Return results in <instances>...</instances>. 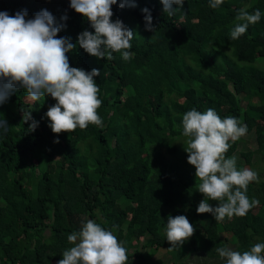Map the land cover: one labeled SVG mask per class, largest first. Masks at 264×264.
I'll use <instances>...</instances> for the list:
<instances>
[{
  "label": "trees",
  "instance_id": "1",
  "mask_svg": "<svg viewBox=\"0 0 264 264\" xmlns=\"http://www.w3.org/2000/svg\"><path fill=\"white\" fill-rule=\"evenodd\" d=\"M119 3L111 8L124 9V14L133 10L141 17V26L136 14L128 18L135 28L129 60L120 53L111 60L87 54L77 43L78 34H72L81 26L77 18L56 37L77 45L66 53L70 67L99 70L93 79L102 102L97 109L102 126L54 134L45 115L47 96L35 104L23 101L25 90L17 87L0 103V121L6 122L0 128V264H57L74 246L67 237L88 220L113 232L127 249V264L147 263L137 240L143 249H164L173 264H191L193 258L197 264H225L218 248L243 253L264 243V178L249 184L246 192L250 201H259L257 209L219 226L211 213L196 212L204 196L198 192L195 168L180 151L187 141L183 114L211 108L221 119L240 120L253 137V152H236L238 140L229 142L225 158L238 153L243 160L236 164L238 170L264 156V0H224L215 9L210 0H184L182 6L173 5L180 8L174 17L163 12L160 0H135V7L123 8ZM49 4L0 0V12L2 7L9 16L26 11L28 20L48 11ZM144 8L150 11L154 32L145 30ZM240 9H259L261 18L232 40ZM172 18L182 19L178 29ZM49 98L53 106L56 101ZM27 112L38 122L34 131L29 129L32 120H23ZM253 154L259 157L251 161ZM260 162L264 173V158ZM208 203L218 206L217 201ZM177 215L186 216L194 233L169 251L167 220ZM221 231L230 232L234 244ZM192 238H200L201 246L190 245Z\"/></svg>",
  "mask_w": 264,
  "mask_h": 264
},
{
  "label": "clouds",
  "instance_id": "2",
  "mask_svg": "<svg viewBox=\"0 0 264 264\" xmlns=\"http://www.w3.org/2000/svg\"><path fill=\"white\" fill-rule=\"evenodd\" d=\"M163 12L175 16V11L184 0H160ZM224 0H210L209 7L215 9ZM117 0H50L47 10H41L32 19H25L26 11L9 16L4 7L0 12V103L5 102L12 91L25 90L21 95L23 101L36 103L47 96L49 109L46 117L52 133L72 132L77 128L85 129L89 124L102 126L97 114L101 106L98 98L99 87L94 77L99 70L86 72L70 67L66 53L77 47L69 38L57 37V33L73 18L81 22L77 43L87 54L102 60H111L113 53H120L122 59L129 60L133 52L128 51L132 45L133 28L128 24L132 14L139 19L138 12L111 8ZM135 7V0H120L119 7ZM132 11V12H130ZM145 20V30L153 31L152 17L149 9L141 10ZM261 12L256 9L249 13L240 9L235 17L237 22L230 33L232 40L243 35L248 26L260 21ZM173 27L178 29L182 19H171ZM140 30V28H139ZM115 59V57L113 58ZM49 95L56 101L52 105ZM53 102V101H52ZM40 111L42 113V107ZM25 122L32 120L31 112L24 113ZM38 122L32 120L30 131H34ZM6 127L0 121V128ZM182 135L187 138L184 151L187 163L195 168V177L200 181L198 192L204 199L198 204V214L211 213L216 221L225 217H243L250 209L259 204L246 195L250 182L258 181V174L248 168L238 170L236 158H225L230 143L237 141L247 132L235 117L221 119L214 109L204 112L195 108L182 117ZM58 142V141H56ZM209 200L217 201L212 207ZM194 233L193 225L186 216L169 217L166 226V240L172 251L180 247ZM74 245L62 254L57 264H127V249L122 246L111 230H105L92 220H88L79 232L67 237ZM225 264H264V243L254 244L243 253L230 248L216 250Z\"/></svg>",
  "mask_w": 264,
  "mask_h": 264
},
{
  "label": "rangeland",
  "instance_id": "3",
  "mask_svg": "<svg viewBox=\"0 0 264 264\" xmlns=\"http://www.w3.org/2000/svg\"><path fill=\"white\" fill-rule=\"evenodd\" d=\"M242 104L245 106V108L247 110L249 102L244 100V101H242ZM253 118L255 119L256 123H259L257 115L254 116ZM229 142H231V141H229ZM185 147L186 146L181 147L180 151H184ZM255 148H256V145L254 143L252 135L250 133H246L244 136H242V137H240L238 139L236 152H241V151H243V152L252 151L253 152L255 150ZM236 152H234L231 157H235L236 158V164H239V163L243 164V160L241 159V157L238 156V153H236ZM258 157H259L258 154H253V156L251 157V161L256 160ZM263 158H264V156L260 160L263 161ZM260 160L252 162L251 163V167L248 168V169H251V170L255 171L258 174V180H261V179L264 178V173L261 172V169L263 168V164H262V162H260ZM57 161H59V160L57 159ZM256 182L257 181H253V182H250L249 184L253 186ZM256 209H257V205L255 206V210ZM207 214H210V213H207ZM229 220L230 219L228 217H225L223 221H218V224H219V226H222V224H224L225 221H229ZM220 234L222 235L221 237L226 238V240L228 241L229 244H234L235 239L230 234V232L221 231ZM134 243L137 244L138 251L141 252L144 255L145 260L147 262L146 264H153L156 259H161L162 260V262H160L159 264H173V263H170L172 260L170 259L169 256H167L164 253V249H158V250H154L153 248H145V249H143L141 247L142 243H141L140 240L134 241ZM192 243L198 244L199 246H201L200 238H192V239H190L189 244L191 245ZM181 250H183L186 253L187 246H183L181 248ZM200 250H202V249H200ZM197 254H203V253L201 251H197ZM191 256L193 258V254ZM188 257L189 256H187V258ZM186 262H187V260H184V264ZM210 262L211 261H209V260H206L204 262L199 260L198 264H209ZM191 264H197V261L193 258V259H191Z\"/></svg>",
  "mask_w": 264,
  "mask_h": 264
}]
</instances>
